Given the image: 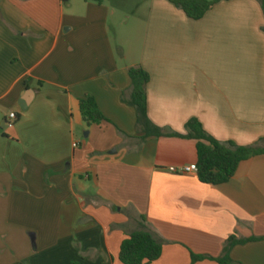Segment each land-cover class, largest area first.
<instances>
[{"label":"crops","instance_id":"crops-1","mask_svg":"<svg viewBox=\"0 0 264 264\" xmlns=\"http://www.w3.org/2000/svg\"><path fill=\"white\" fill-rule=\"evenodd\" d=\"M134 67L150 77L149 119L179 136L140 139L122 101ZM86 97L106 122L83 120ZM192 119L264 147L258 0L218 1L200 20L168 0H0V264H123L142 226L165 242L152 264H217L191 254L217 259L230 237L255 239L231 250L236 264H264V155L204 184L182 172L198 162Z\"/></svg>","mask_w":264,"mask_h":264},{"label":"trees","instance_id":"trees-1","mask_svg":"<svg viewBox=\"0 0 264 264\" xmlns=\"http://www.w3.org/2000/svg\"><path fill=\"white\" fill-rule=\"evenodd\" d=\"M66 2L67 0H62ZM97 4L111 0H93ZM175 7L182 10L190 19L200 20L207 11L221 0H168ZM264 12V0H258ZM131 86L127 93H123L122 101L133 107L137 116V129L140 139L162 138L179 136L166 133L162 128L152 123L148 116L146 87L150 77L141 67L129 69ZM80 110L83 120L88 125H100L107 119L100 111L93 97L80 100ZM188 139L196 140L198 153V172L200 182L219 186L228 183L235 175L239 164L256 156L264 155V147L238 146L232 142H219L209 136L197 119L186 124ZM255 241V239L238 240L230 237L224 245L222 255L213 259L209 256L191 254L192 263L203 260H214L217 264H236L230 257L231 250L236 245ZM165 242L146 226L131 234L121 244L119 259L123 264H152L157 261L163 252Z\"/></svg>","mask_w":264,"mask_h":264},{"label":"built area","instance_id":"built-area-1","mask_svg":"<svg viewBox=\"0 0 264 264\" xmlns=\"http://www.w3.org/2000/svg\"><path fill=\"white\" fill-rule=\"evenodd\" d=\"M17 121V115L16 113H11L7 120H6V126L7 128L11 129L14 127L15 123ZM78 145L75 144L74 147L76 148ZM182 172L183 173H196L198 172V167L196 164H193V165H189V166H185L183 169H182Z\"/></svg>","mask_w":264,"mask_h":264},{"label":"water","instance_id":"water-1","mask_svg":"<svg viewBox=\"0 0 264 264\" xmlns=\"http://www.w3.org/2000/svg\"><path fill=\"white\" fill-rule=\"evenodd\" d=\"M23 109H25V107L23 106Z\"/></svg>","mask_w":264,"mask_h":264}]
</instances>
